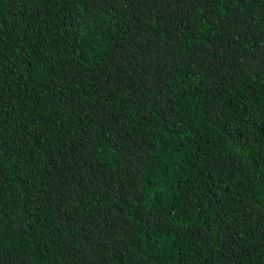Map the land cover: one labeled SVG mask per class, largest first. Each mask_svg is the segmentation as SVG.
<instances>
[{
  "label": "trees",
  "instance_id": "trees-1",
  "mask_svg": "<svg viewBox=\"0 0 264 264\" xmlns=\"http://www.w3.org/2000/svg\"><path fill=\"white\" fill-rule=\"evenodd\" d=\"M0 264H264V0H0Z\"/></svg>",
  "mask_w": 264,
  "mask_h": 264
}]
</instances>
